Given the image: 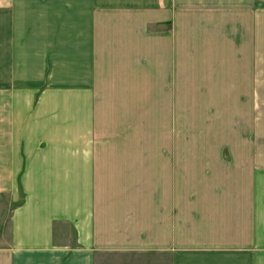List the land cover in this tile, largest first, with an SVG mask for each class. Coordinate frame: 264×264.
<instances>
[{
  "label": "crops",
  "instance_id": "obj_1",
  "mask_svg": "<svg viewBox=\"0 0 264 264\" xmlns=\"http://www.w3.org/2000/svg\"><path fill=\"white\" fill-rule=\"evenodd\" d=\"M6 210L0 264H264V0H0Z\"/></svg>",
  "mask_w": 264,
  "mask_h": 264
},
{
  "label": "rangeland",
  "instance_id": "obj_2",
  "mask_svg": "<svg viewBox=\"0 0 264 264\" xmlns=\"http://www.w3.org/2000/svg\"><path fill=\"white\" fill-rule=\"evenodd\" d=\"M180 145H190V143L188 142V138L186 137H181L180 136ZM8 214H9V211L6 210L5 212L4 211H1L0 212V222L2 224H4L5 222H7L8 220Z\"/></svg>",
  "mask_w": 264,
  "mask_h": 264
},
{
  "label": "trees",
  "instance_id": "obj_3",
  "mask_svg": "<svg viewBox=\"0 0 264 264\" xmlns=\"http://www.w3.org/2000/svg\"><path fill=\"white\" fill-rule=\"evenodd\" d=\"M18 203H20V202H18Z\"/></svg>",
  "mask_w": 264,
  "mask_h": 264
}]
</instances>
